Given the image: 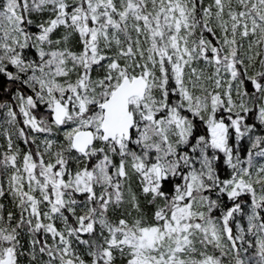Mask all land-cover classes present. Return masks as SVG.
I'll return each mask as SVG.
<instances>
[{"label":"snow or ice","instance_id":"snow-or-ice-1","mask_svg":"<svg viewBox=\"0 0 264 264\" xmlns=\"http://www.w3.org/2000/svg\"><path fill=\"white\" fill-rule=\"evenodd\" d=\"M0 264H264V0H0Z\"/></svg>","mask_w":264,"mask_h":264}]
</instances>
